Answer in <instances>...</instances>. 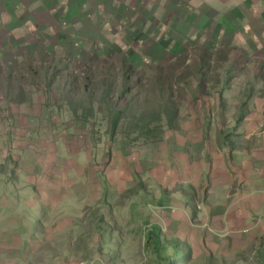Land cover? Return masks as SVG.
I'll return each instance as SVG.
<instances>
[{
  "label": "rangeland",
  "instance_id": "1",
  "mask_svg": "<svg viewBox=\"0 0 264 264\" xmlns=\"http://www.w3.org/2000/svg\"><path fill=\"white\" fill-rule=\"evenodd\" d=\"M109 14L103 10L100 20ZM128 15L113 17L115 30L98 28L109 38L101 43L85 33L80 46L49 35L20 55L16 39L32 37L14 33L11 48L0 45V264H264L254 217L241 232L232 223L214 229L202 215L218 209L194 208L187 222L174 223L176 237L161 221L163 210L152 229V210L134 206L140 185V201L154 199L141 184L146 171L122 193L95 191L118 147L146 158L150 143L203 106L209 122L218 116L214 104L228 118L236 94L227 88L264 71L261 49L249 47L245 34L183 44L165 21Z\"/></svg>",
  "mask_w": 264,
  "mask_h": 264
},
{
  "label": "crops",
  "instance_id": "2",
  "mask_svg": "<svg viewBox=\"0 0 264 264\" xmlns=\"http://www.w3.org/2000/svg\"><path fill=\"white\" fill-rule=\"evenodd\" d=\"M103 10L113 16L100 20ZM133 14L143 20L165 21L163 25H169L170 36L183 44L206 38L215 40L225 34L228 38L245 34L249 47L260 48L264 58V0H0V45L3 49L11 48L14 33L32 37L14 42L12 49L16 48L20 55L29 54L31 47L49 35L55 39L63 37V43L79 42L80 46L85 33L92 41L101 43L109 38L101 36L98 28L115 30L114 16L120 20ZM73 38L74 42L70 41ZM246 61L249 63L251 59ZM259 68L249 74L248 80L252 81L245 86L241 83L237 88H227L226 93L232 88L236 94L233 99L226 97L233 110L228 118L221 114L220 108L215 109L222 104H214L213 111L218 116L213 114L209 122L203 106L201 114L198 111L200 116L179 120L165 131L160 143L156 142V146L150 143L146 158L143 157L146 152L137 153L136 148L127 152L124 146L118 147L120 150L111 154L109 171L104 173L106 179L102 174L105 183L95 191H105L111 186L122 193L131 178L146 171L148 177L141 184L146 182L153 188L154 199L140 201L144 192V185H140L134 188V206L144 205L152 210V215H147L152 229L160 224L159 209L164 214L161 221L173 236L175 222H187L194 208L208 207L219 211L216 215L204 212L202 215L203 222L216 223L214 229L222 223H232V230L241 232V227L251 228L256 220L264 234V71ZM22 113L21 119H28L26 111ZM222 124L227 126L223 129ZM116 177L120 184L107 183ZM101 206L107 207L103 203ZM134 206L131 203L130 207ZM153 236L151 233L149 238Z\"/></svg>",
  "mask_w": 264,
  "mask_h": 264
}]
</instances>
